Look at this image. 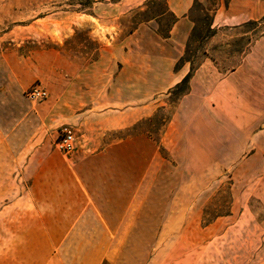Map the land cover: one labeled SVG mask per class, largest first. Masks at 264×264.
<instances>
[{
	"label": "crops",
	"instance_id": "1",
	"mask_svg": "<svg viewBox=\"0 0 264 264\" xmlns=\"http://www.w3.org/2000/svg\"><path fill=\"white\" fill-rule=\"evenodd\" d=\"M193 3L166 0L168 36L138 27L81 63L7 52L0 36V264H264V34L245 38L264 0L217 5L212 26L234 31L223 64L210 37L176 68ZM34 83L44 99L25 95ZM176 88L159 137L136 130Z\"/></svg>",
	"mask_w": 264,
	"mask_h": 264
},
{
	"label": "rangeland",
	"instance_id": "2",
	"mask_svg": "<svg viewBox=\"0 0 264 264\" xmlns=\"http://www.w3.org/2000/svg\"><path fill=\"white\" fill-rule=\"evenodd\" d=\"M101 1L105 3V0ZM197 1L199 3L195 5L193 3V8L188 12L193 23L191 32L194 31L188 38L187 52L185 51L180 59L190 61L191 64L199 62L203 58L202 49L207 46V39L214 37L216 45L213 54L223 64L222 48L218 49L217 47L221 45L217 44L221 43L225 36L227 38L232 36L234 31L228 32L224 28L213 27L212 19L214 7L225 0L215 1V4L214 0ZM129 2L135 5L131 4L132 7H126V4L120 5L113 10L105 4L94 6L93 2L86 11L82 12L79 10L82 0H0V4L6 6L5 18L0 23V36L4 37L1 48L7 52L23 55L37 48L54 49L62 56L81 63L95 56L101 42L106 43L113 38H123L138 27L149 28L161 37L169 35L170 28L177 17L168 10L166 0H130ZM100 16H103L106 25L100 24ZM94 28H97L98 34ZM246 30L251 33L245 38L251 35H262L264 22L258 26L249 25L245 28ZM180 59L176 62L177 67L184 62ZM180 90L182 88H176L169 95L162 96L161 100H165L163 106L154 110L151 116L138 122L135 126L136 130L145 128L158 138L165 127V119L169 120L172 116ZM260 240L259 237L253 239V244L259 243ZM245 242L251 244L252 239ZM241 250L245 254L254 249Z\"/></svg>",
	"mask_w": 264,
	"mask_h": 264
},
{
	"label": "built area",
	"instance_id": "3",
	"mask_svg": "<svg viewBox=\"0 0 264 264\" xmlns=\"http://www.w3.org/2000/svg\"><path fill=\"white\" fill-rule=\"evenodd\" d=\"M47 89L40 84L34 83L25 89V95L32 101H39L47 96ZM57 146L63 152H71L75 146V136L71 126L63 125L59 129V137L56 141Z\"/></svg>",
	"mask_w": 264,
	"mask_h": 264
},
{
	"label": "trees",
	"instance_id": "4",
	"mask_svg": "<svg viewBox=\"0 0 264 264\" xmlns=\"http://www.w3.org/2000/svg\"><path fill=\"white\" fill-rule=\"evenodd\" d=\"M95 0H82V6H81V8H79V10H81L82 12H84V11H86V9L87 8H89L92 4H93V2H94ZM215 1H218V0H214V4H215ZM225 3L227 2V0H225L224 1ZM197 3H199L197 0H194V5L195 4H197ZM193 5V6H194ZM217 5V4H216ZM193 6L191 7V8H193ZM217 7V6H216ZM216 7H214V10L216 9ZM191 10V9H190ZM208 12V11H207ZM262 22H264V16L260 19V20H257V21H255V20H251V21H249V22H247V25H256V26H258L260 23H262ZM194 31V30H193ZM193 31L191 32V34H190V36H189V38L192 36V34H193ZM187 49H188V47L186 48V52H187ZM183 59H180V61H182ZM179 62V61H178ZM177 67V66H176ZM187 76L186 77H184L183 78V81L184 80H187Z\"/></svg>",
	"mask_w": 264,
	"mask_h": 264
}]
</instances>
